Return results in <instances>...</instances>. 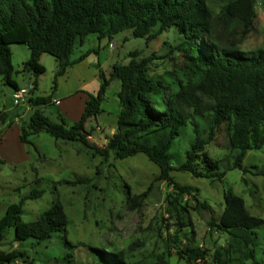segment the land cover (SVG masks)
<instances>
[{"label": "trees", "instance_id": "trees-1", "mask_svg": "<svg viewBox=\"0 0 264 264\" xmlns=\"http://www.w3.org/2000/svg\"><path fill=\"white\" fill-rule=\"evenodd\" d=\"M211 3L219 4L217 12ZM257 4L258 0H0V77L13 92L20 87L12 79L9 46L22 44L29 50L23 71L31 74L34 90L23 105L14 106L34 110L19 127L20 143L31 145L30 136L45 132L55 140L80 143L105 161L110 156L124 160L143 154L158 167L153 182L164 181L170 188L163 201L164 214L174 228L164 240L168 254H175L186 264H226L232 253L238 254V264H264L256 261L253 251L254 232L264 221L250 215L243 199L229 189L223 193L221 215L211 216L208 222L209 228L227 236L226 246L217 249L210 261L194 239L182 243V228H191L190 210L201 213L211 212V208L199 201L196 188L180 185L171 176L178 171L193 178L222 181L229 170L247 173L243 166L246 153L264 147V49H238L250 31ZM260 5L264 11V0ZM125 31L146 44L171 31L180 39L175 52L181 63L162 74H151V57L138 59L137 51H131L128 62L113 64L108 77L97 64L99 87L96 95H88L79 120L66 128L46 117L39 108L53 104L56 79L90 54L97 55V50L90 49L74 58L75 49L88 36L111 41ZM203 37L206 44L201 43ZM44 54L57 64L53 87L50 94L35 96L37 79L45 72L40 63ZM114 80L120 84L116 127L106 144L98 147L90 141L86 125L103 112L106 91ZM19 117L15 113L5 126ZM0 118L6 121L7 115L3 113ZM199 120L208 122L207 141L200 137ZM188 123L195 140L185 152L184 162L175 167L169 151ZM222 126L227 132L229 154L214 159L204 147ZM253 174L264 178V170ZM151 188L152 184L139 195H127L128 208L140 209ZM41 194L34 191L9 204L0 217V241L13 229L12 240L25 246L21 250L0 249V264L23 261L28 249L53 241L47 249L51 264H76L73 251L77 247L66 238L67 217L59 202H53L32 222L22 220L24 202ZM53 248L55 252H51ZM86 249L91 264H131V248L110 253Z\"/></svg>", "mask_w": 264, "mask_h": 264}, {"label": "rangeland", "instance_id": "rangeland-1", "mask_svg": "<svg viewBox=\"0 0 264 264\" xmlns=\"http://www.w3.org/2000/svg\"><path fill=\"white\" fill-rule=\"evenodd\" d=\"M260 1L256 5L249 33L238 45L240 51L264 49V11ZM211 6L218 11L219 4L211 3ZM179 40L171 31L159 35L148 44L144 39L132 37L130 31L118 34L111 41H98L95 36H88L83 45L75 49L73 57L90 49L97 50V55L90 54L84 62L75 64L58 77L53 104L40 107V111L53 122L63 123L69 128L79 120L88 95H96L99 87L98 63L108 77L113 64H126L128 53L137 51L138 59L151 57V74H162L181 63V57L175 52ZM206 42L207 38L203 37L201 43ZM9 48L12 79L18 87H27L33 80L31 74L23 71L29 50L22 44H11ZM40 63L45 72L37 79L38 86L34 95L46 96L52 91L57 64L47 54L41 56ZM118 84L116 80L110 83L107 98L102 104L103 112L86 125L91 134L90 141L98 147L106 144L116 127L119 103L114 93L118 90ZM12 97L13 89L5 85L0 77V116L3 113L7 115L6 121L2 122L0 118V159L3 161L0 164V217L9 204L18 202L29 193L41 191L40 197L24 202L21 218L24 222H32L53 202H59L67 217L66 238L77 247L73 251L76 264H91L92 258L87 246L109 253L131 248L128 253L131 264H186L164 249V240L174 230L163 211L164 197L170 188L164 181L153 182L158 174L155 164L143 154L124 160H113L110 156L105 161L80 143L55 140L45 132L30 136L31 145L21 144L19 127L28 121L34 109L28 106L15 107L12 105ZM15 113L20 115L19 119L5 126V122L13 118ZM199 124L200 137L207 141L208 122L199 120ZM194 140L192 124L188 123L169 151L173 166L178 167L184 162L185 152ZM204 150L214 159L229 154L224 126L207 142ZM243 166L248 169L247 173L237 169L229 170L222 181L193 178L188 173L178 171L171 173L180 185L196 188L199 201L211 208V212L205 210L201 213L190 210L191 228H182L180 233L182 243L194 239L199 247L206 250L210 261L215 251L227 244L225 234L208 226L211 216L218 218L221 215L223 193L226 190H231L243 199L250 215L264 221V178L253 174L264 170V147L247 152ZM150 184L152 188L143 206L140 209H129L127 197L141 194ZM189 205L194 207L192 201ZM254 233V257L262 263L264 225ZM12 238L13 229H10L6 238L0 241V249L11 251L25 247L24 243L14 242ZM54 243L28 249L25 260L12 264H51L47 249ZM55 251V248L51 249V252ZM230 259L226 260V264H238V254L232 253Z\"/></svg>", "mask_w": 264, "mask_h": 264}, {"label": "built area", "instance_id": "built-area-1", "mask_svg": "<svg viewBox=\"0 0 264 264\" xmlns=\"http://www.w3.org/2000/svg\"><path fill=\"white\" fill-rule=\"evenodd\" d=\"M34 90L33 83L30 82L27 87H20L13 92L12 104L15 106L23 105L30 93Z\"/></svg>", "mask_w": 264, "mask_h": 264}, {"label": "crops", "instance_id": "crops-1", "mask_svg": "<svg viewBox=\"0 0 264 264\" xmlns=\"http://www.w3.org/2000/svg\"><path fill=\"white\" fill-rule=\"evenodd\" d=\"M99 45V44H98ZM40 60H41V58H40ZM82 62H84V61H82ZM81 62V63H82ZM98 63V62H97ZM80 64V63H79ZM98 65H100L99 63H98ZM119 88H120V84H118V90L114 93V95L115 94H117V92L119 91ZM107 95H108V89H107V91H106V95H105V98H107ZM118 112H119V110H118Z\"/></svg>", "mask_w": 264, "mask_h": 264}]
</instances>
